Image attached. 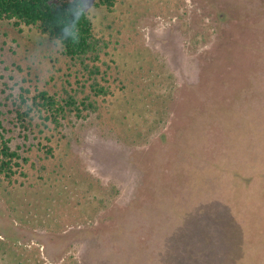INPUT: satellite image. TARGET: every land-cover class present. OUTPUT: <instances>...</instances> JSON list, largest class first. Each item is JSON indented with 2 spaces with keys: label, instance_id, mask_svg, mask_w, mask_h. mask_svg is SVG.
I'll return each instance as SVG.
<instances>
[{
  "label": "rangeland",
  "instance_id": "obj_1",
  "mask_svg": "<svg viewBox=\"0 0 264 264\" xmlns=\"http://www.w3.org/2000/svg\"><path fill=\"white\" fill-rule=\"evenodd\" d=\"M97 1L100 74L0 20V264H264V0ZM43 90L98 109L23 125Z\"/></svg>",
  "mask_w": 264,
  "mask_h": 264
},
{
  "label": "trees",
  "instance_id": "obj_2",
  "mask_svg": "<svg viewBox=\"0 0 264 264\" xmlns=\"http://www.w3.org/2000/svg\"><path fill=\"white\" fill-rule=\"evenodd\" d=\"M117 1L98 0L95 6L107 7L111 11ZM72 7L73 0H0V20L11 21L17 28L22 26L37 28L51 41L60 44L63 55L75 65H82L92 75L100 74L99 66L96 64L105 43L97 37L92 19L87 18L89 13L81 17L76 28L72 29L71 38L64 36L65 28L71 22ZM218 15L221 21L225 20L226 9L219 10ZM94 86L95 84L92 91L96 96L109 94L100 84ZM65 95L63 97L43 90L38 91L30 100L22 96V108L25 106L26 109L18 112L19 120L24 125L27 118L33 120L31 114L36 112L44 120L47 128L52 129L53 126V130L58 132L71 115L84 119L86 117L84 112L90 115L98 109L89 95L80 97L77 92L72 94L66 90ZM22 160L26 161L22 159L19 151L13 148L12 140L6 136V129L0 122V180L12 182L22 166Z\"/></svg>",
  "mask_w": 264,
  "mask_h": 264
},
{
  "label": "clouds",
  "instance_id": "obj_3",
  "mask_svg": "<svg viewBox=\"0 0 264 264\" xmlns=\"http://www.w3.org/2000/svg\"><path fill=\"white\" fill-rule=\"evenodd\" d=\"M91 7V0H73V7L71 9V22L65 28L64 36L70 37L72 36V29L76 28L81 17H84L88 9ZM87 18H91L89 15Z\"/></svg>",
  "mask_w": 264,
  "mask_h": 264
}]
</instances>
